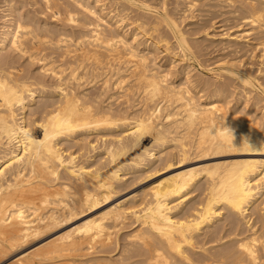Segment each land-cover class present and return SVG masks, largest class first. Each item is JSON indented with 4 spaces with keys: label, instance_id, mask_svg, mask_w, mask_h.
<instances>
[{
    "label": "bare ground",
    "instance_id": "1",
    "mask_svg": "<svg viewBox=\"0 0 264 264\" xmlns=\"http://www.w3.org/2000/svg\"><path fill=\"white\" fill-rule=\"evenodd\" d=\"M12 1H0V259L109 204L129 180L158 166L179 168L193 155L236 153L250 158L172 173L151 193L144 190L141 196L131 193L118 199L100 215L21 252L11 263L120 264L97 254L133 219L139 228L127 234L124 247L118 242L123 247L120 259L116 257L120 262L136 258L130 264H264V159L252 157L264 155V133L251 122L244 125L243 115L240 121L236 115L228 117L233 82L218 79L225 75L237 81L243 91L236 96L244 98L245 107L253 97H264V82L228 58L217 70L207 69L214 81L193 79L196 66L189 55L200 47L191 40L197 48L191 50L180 19L169 11L166 17L157 13L154 4L164 9L165 0H115L117 6L108 12L105 0H71L75 6L65 5L64 10V1L41 0L42 14L48 11L54 20L92 27L80 35L53 29L47 20L36 29L31 23L35 16L21 12L19 1ZM198 1L189 0L187 8H195ZM235 1L244 14L238 19L264 28V0H230L228 5ZM133 7L142 13L131 15ZM236 28L220 38L245 42L249 49V30ZM165 29L176 38L177 53ZM161 48L172 60L179 57L182 68L177 70L172 60L168 68L159 64L155 51L160 54ZM24 57L27 65H20ZM33 63L38 73L31 70ZM258 86L263 94L251 96ZM115 97L121 108L114 107ZM139 104L142 111L135 113ZM197 189L203 190L204 202L188 204L186 196L178 202ZM223 214L227 218L218 223Z\"/></svg>",
    "mask_w": 264,
    "mask_h": 264
},
{
    "label": "rangeland",
    "instance_id": "2",
    "mask_svg": "<svg viewBox=\"0 0 264 264\" xmlns=\"http://www.w3.org/2000/svg\"><path fill=\"white\" fill-rule=\"evenodd\" d=\"M0 1H2V0H0ZM14 2L16 1V0H13ZM12 1V2H13ZM17 1H19L18 3H20V4H18V5H21L20 6V9H21V12L23 11V12H27V14L29 13V15H30V17H34L35 18V20H34V18L32 19V21H31V23H32V25H33V27H35L36 29L38 28L37 26H39V24L41 23V21L42 20H47V21H49V26L51 27V28H53V29H57V30H59V29H62V31H69V33L70 32H72L71 34H73V35H80V34H83V33H86V32H88L89 31V27L90 28H92L91 26H89L88 27V29H87V26H82V25H72V24H68L67 22L66 23H64L65 21H58V20H54L53 19V17L51 16V14H50V12H48V11H45V13L44 14H42L41 12H43V10H42V1L41 0H39V2H40V4L38 5H36L35 3H34V0H17ZM24 1V2H23ZM60 2L62 1H64L63 2V4H62V2H61V4H62V6H60V9H63L64 10V7H65V5L66 6H68V8L69 9H72L75 5H73L72 4V2H71V0L69 1V0H59ZM108 1V2H107ZM105 0L104 2L106 3V5H108V6H106V10H105V12H108L109 10L108 9H114L116 6H117V4H116V1L115 0ZM113 1H115V2H113ZM151 1H153V0H151ZM180 0H165V2L167 3L166 4V6H165V8L164 9H162L163 7H160L161 5H157V4H154V5H156V6H158L159 8H157L158 10H157V13L158 14H164V13H166V12H170V16L171 17H173V18H177V20H179L180 21V28H181V30H183L182 32H184L185 33V35L187 36V38H188V41L189 42H191L190 43V45H192V42L194 41L195 43H196V46H199L200 47V50L201 51H199V52H194V54H192L193 52H191V54L189 55L192 59H193V61H194V66H196V69L194 68V71H192L193 73H191V76L193 77V79H200V78H204V79H207V80H209V78H210V80L211 81H214L215 79V77H213L210 73V71H208L207 69H215V70H217L218 69V67L219 66H217L218 64H219V62L220 61H223L224 59H226V58H228L229 60H234V62H236L237 61V63H240L241 64V66L242 67H244V68H247L248 69V71L250 70L251 71V73H255V75H253L254 77L256 76V78L260 81V82H264V74L263 75H261L262 73H264V69L262 68L263 67V64L261 65V63H260V60H259V58H260V53H261V48H263L262 47V45H261V41H262V43H264V40H262V36L264 37V28H257V27H255V26H253V25H249V24H247L246 22L244 23V21L243 20H240V19H242V17H243V11H242V8H241V6L240 5H242L241 3H238V5H237V1H235V2H233V6H231V4H229L228 5V3L230 2V0L229 1H227V0H222V1H225V2H222V1H213V0H207V1H205V0H201V2H203V1H205V2H207L206 4H205V2L204 3H201V2H197V6H195V8L194 7H192L191 9H188L187 8V4L189 3V0H186V1H183V0H181L180 2H179ZM148 2H149V0H148ZM173 2H175V3H173ZM183 2H185L184 4H183ZM67 3H69V4H67ZM110 3V4H109ZM215 3V4H214ZM216 3H217V5H216ZM218 3H221L222 5H220V4H218ZM225 3L230 7V8H228V6L227 5H225ZM171 4V5H170ZM183 6H182V5ZM205 4V5H204ZM209 4H213V5H209ZM235 4H236V6H235ZM1 5V4H0ZM23 5V6H22ZM153 5V4H152ZM202 5V6H201ZM209 5V6H208ZM37 6V7H36ZM40 6V7H39ZM179 6V7H178ZM186 6V7H185ZM204 6V7H203ZM211 6V7H210ZM215 6H217V7H215ZM235 6V7H234ZM24 7V8H23ZM27 7V8H26ZM72 7V8H71ZM108 7V8H107ZM112 7H114V8H112ZM177 7V8H176ZM201 7V8H200ZM213 7V8H212ZM1 8V7H0ZM35 8V9H34ZM39 8V9H38ZM173 8V9H172ZM175 8V9H174ZM188 9V12H186L185 13V15L187 16H183L182 15V18H180V16H181V14H183L182 12H183V10H186L187 11V9ZM237 8V9H236ZM24 9V10H23ZM38 9V10H37ZM41 9V10H40ZM166 9V10H165ZM215 9V10H214ZM231 9H233L232 11H230ZM36 10V11H35ZM108 10V11H107ZM171 10V11H170ZM214 10V11H213ZM239 10V11H238ZM32 11H34V12H32ZM41 11V12H40ZM130 11H131V15H136V14H141L142 12L139 10V9H135V7H133V9H130ZM179 11V12H178ZM211 11V12H210ZM219 11V12H218ZM46 12H48L47 14H46ZM134 12V13H133ZM175 14H174V13ZM225 12V13H224ZM227 12H229V13H231V14H229V13H227ZM235 12V13H234ZM240 12V13H239ZM7 13H9V11L7 12ZM121 13H124V12H121ZM178 13V14H177ZM207 13H209L208 15H206ZM224 13V14H223ZM227 13V14H226ZM233 13V14H232ZM40 14V16H37V15H39ZM50 14V15H49ZM215 16H213V15ZM222 14V15H221ZM34 15V16H33ZM46 17H45V16ZM174 15H176V17L174 16ZM219 15V16H218ZM223 15L225 16V17H223ZM238 15V16H237ZM164 16H165V14H164ZM168 16V15H167ZM36 17H37V20H36ZM91 17V16H90ZM166 17V16H165ZM211 17V18H210ZM237 19H236V18ZM241 17V18H240ZM2 18H3V16H2V14L0 13V26H2L1 25V23H2ZM48 18V19H47ZM52 19V21H51V19ZM202 18H204V19H202ZM234 18V19H233ZM238 18H240V19H238ZM4 19V18H3ZM30 19V18H29ZM40 19V20H39ZM196 19V20H195ZM216 19V20H215ZM224 19V20H223ZM231 19H232V21H231ZM53 20H54V22H53ZM230 20V21H229ZM233 20L235 21V22H233ZM37 21V22H36ZM56 21V22H55ZM178 21V22H179ZM209 21V22H208ZM227 21V22H226ZM237 21H238V23H237ZM222 22V23H221ZM228 22H229V24H228ZM240 22V23H239ZM64 25H63V24ZM212 23V24H211ZM37 24V25H36ZM242 24V25H241ZM57 25V26H56ZM69 25H71V26H69ZM221 25V26H220ZM238 25H240L241 26V28L240 29H243V30H249V32H250V44H249V49L248 48H245L246 46H248V45H246L245 44V42H237V43H231V42H229V40H222L221 38H220V36L221 35H223V33H225V32H227L228 31V33H231L232 31H235V30H237V28H236V26H238ZM59 26H61V27H59ZM63 26V27H62ZM67 26V27H66ZM163 26V25H162ZM199 26V27H198ZM231 26V27H230ZM74 27V29H72ZM79 27V28H78ZM84 27V28H83ZM164 27V26H163ZM163 27H161V28H163ZM234 27V28H233ZM64 28V29H63ZM83 28V29H82ZM203 28V29H202ZM206 28V29H205ZM207 28H208V30H207ZM250 28V29H249ZM253 28H256V30L255 29H253ZM70 29H72V30H70ZM84 29H85V31H84ZM164 29V28H163ZM186 29H187V31H186ZM252 29H253V31H252ZM79 30V31H78ZM207 30V31H206ZM38 31V30H37ZM61 31V30H60ZM67 31V32H68ZM76 31V32H75ZM167 31V32H166ZM230 31V32H229ZM164 32H166L167 34H168V30L167 29H165V31ZM199 34H198V33ZM256 32V33H255ZM196 33V35H194ZM210 34V35H209ZM257 34V35H256ZM169 35V40H170V42H169V44L173 47V48H171V49H175V51L176 50H178V46L176 45L177 43V40H176V38L174 37V36H171V34H168ZM173 35V34H172ZM207 35V36H206ZM172 37V39L173 40H171V37ZM258 36V37H257ZM260 37V40L258 39ZM197 39V40H196ZM176 40V41H175ZM191 40H193V41H191ZM259 40V41H258ZM258 41V42H257ZM226 42V43H225ZM260 42V44H258ZM176 43V44H175ZM194 43V44H195ZM217 43H219V44H217ZM223 43V44H222ZM194 44L191 46V50L193 49L194 51L197 49L196 48V46H194ZM216 44H217V46H216ZM222 44V45H221ZM231 44H233V45H231ZM224 45H225V47H224ZM229 45H231V46H229ZM256 45V46H255ZM170 46V47H171ZM193 47H195V48H193ZM231 47V48H230ZM238 47V48H237ZM254 47V48H253ZM255 47H257L258 49H255ZM222 48V49H221ZM251 48V49H250ZM224 49V50H223ZM231 49V50H230ZM236 50V49H238V50H236L235 52L233 51V50ZM244 49V50H243ZM253 49V50H252ZM162 50H163V48H161L160 50H159V52H162ZM227 50V51H226ZM246 50V51H245ZM247 50H248V53H247ZM250 50V51H249ZM257 52H256V51ZM173 51V50H172ZM255 51V52H254ZM259 51V52H258ZM156 52V54L158 55H156L155 53V55L157 56V58H159V59H157V62H159V64H160V62H161V65H165V66H163L164 68L166 67V68H168V64H170V62H172L173 61V64L174 65H177V70H179V67H181V66H179V65H182L183 66V62H180V59H179V57H177V58H175V60H172L171 59V55H167V53L165 52V51H163L162 53H158V50L157 51H155ZM176 53H177V51H176ZM236 53V54H235ZM241 53V54H240ZM253 53V54H252ZM259 55H258V54ZM164 54V55H163ZM174 54V53H173ZM163 55V56H162ZM195 55V56H194ZM204 55V56H203ZM176 56H177V54H176ZM179 56V55H178ZM240 56H241V59H240ZM204 57V58H203ZM255 57H257V58H255ZM57 58V57H56ZM223 58V59H222ZM196 59V60H195ZM204 59V60H203ZM215 59V60H214ZM250 59V60H249ZM254 59V60H253ZM26 58L24 57V59L22 60V58H21V63H20V65H22V64H24V65H27L26 63ZM169 60V61H168ZM172 60V61H171ZM177 60V61H176ZM179 60V61H178ZM210 60V61H209ZM24 61H25V63H24ZM174 61H176V62H174ZM205 61H208V62H205ZM179 62V63H178ZM196 62V63H195ZM198 62V63H197ZM245 62V63H244ZM249 62V63H248ZM257 62V63H256ZM183 63V64H182ZM213 63V64H212ZM251 63V64H250ZM36 66H35V65ZM199 64V65H198ZM68 64H66L65 66H64V68L67 66ZM252 65V66H251ZM256 65V66H255ZM31 66H32V68H31V70L34 72V70L38 73V65L36 64V63H33V64H31ZM203 66V67H202ZM206 66V67H205ZM247 66V67H246ZM258 66V67H257ZM37 68V69H36ZM182 68V67H181ZM260 70H259V69ZM262 68V69H261ZM206 69V70H205ZM251 69H253V70H251ZM263 70V71H262ZM69 71V69L66 71V72H68ZM122 71H123V69H122ZM219 71H221V70H219ZM262 71V72H261ZM200 72L202 73V74H200ZM209 74H208V73ZM257 72V73H256ZM261 72V73H260ZM35 73V72H34ZM196 73V74H195ZM199 75H198V74ZM206 75V76H205ZM203 76V77H202ZM206 78H205V77ZM114 77H116V76H114ZM113 77V80L114 79H116V78H114ZM199 77V78H198ZM209 77V78H208ZM223 77V76H222ZM51 78H49L48 79V81H53L52 79L50 80ZM174 79V77H172V80ZM228 79V80H227ZM263 79V80H262ZM177 80V79H176ZM176 80H175V83L176 84H178L177 82H176ZM218 80H222V81H224V82H226V83H228L229 85L231 84V82H233L230 86V90H229V93L228 94H230V92H232V91H234V93L232 92L230 95V97H231V99L228 101L227 100V102H228V106H229V108H231L230 109V111H229V114H228V117H230L229 115H231V118H234L235 116L234 115H236V119H238V121H240V120H242L241 119V117H243V120H245L246 122H244L243 120H242V122H243V124L244 123H249V122H251L249 125H251L252 126V128L254 127V125H255V127L256 128H254V129H257L258 131V133H260V134H262V133H264V97L263 98H260V97H253V99H252V101L249 103V107L247 106V107H245V105H243V104H245V100H244V98H243V100H242V98L241 99H239L238 100V97L236 96L238 93H240V92H242L243 91V89H242V87L241 86H239V84L237 83V81L236 80H234L233 81V79L231 80V77H225V75H224V77H223V79L222 78H219ZM230 80V81H229ZM229 81V82H228ZM237 85V86H236ZM236 87V88H235ZM241 87V88H240ZM233 88V89H232ZM258 89V90H257ZM261 90V87H256V88H254V93H252L251 94V96H254V94H255V92L256 93H258V94H260L261 92V94H263V89ZM242 90V91H241ZM257 90V91H256ZM114 91V90H113ZM109 92H111L112 93V91H110L109 90ZM235 94V95H234ZM260 94V95H261ZM233 95H234V97H233ZM116 97L118 96V95H115ZM114 98V101H113V105H114V103H115V105H114V107H116V106H118L117 108H121V105H118V104H120V103H118V101H117V98ZM229 97V98H230ZM235 97H237V98H235ZM235 98V100H233ZM228 99V98H227ZM257 99L259 100V101H257ZM232 100V101H231ZM237 100V101H236ZM241 101V102H240ZM261 101V102H260ZM234 102V103H233ZM240 102V103H239ZM255 102H257V106L255 105ZM259 102V103H258ZM117 103V104H116ZM254 103V104H253ZM262 103V104H261ZM236 106H235V105ZM255 105V106H254ZM123 107V106H122ZM138 107V108H137ZM137 107L135 108V109H137V110H135L134 112L135 113H137V112H141L140 111V108H141V104H139V105H137ZM140 107V108H139ZM243 107H245V109L243 108ZM139 109V110H138ZM243 109V110H242ZM134 110V109H133ZM238 110H240V111H238ZM238 114H237V113ZM240 114V115H239ZM248 114V115H247ZM241 115H243V116H241ZM245 115H247V116H245ZM234 116V117H233ZM239 116H241V117H239ZM238 117V118H237ZM239 118H240V120H239ZM247 118H249V119H247ZM247 120H249V121H247ZM251 120V121H250ZM253 124V125H252ZM245 125V124H244ZM249 125H247L246 124V126H249ZM250 127V126H249ZM257 127H259V128H257ZM261 129V130H260ZM93 139V138H92ZM97 143V142H96ZM231 154V155H230ZM233 154H235V155H233ZM195 156V157H194ZM193 157H194V159L191 157V161H189L188 160V162L186 161L185 163H180V166H179V168H174L175 167V165L174 166H165V165H163V167H157L156 169H154L153 170V172H150V173H147V174H144V175H141L140 177H138V179L137 178H135V179H132V180H129V182H127L125 185H124V187H122L120 190H119V192H118V195H117V197L114 199V200H111L110 202H109V204H106V205H104V206H101V207H99L98 209H95V210H92V211H88V212H84V213H82V214H80V215H78L77 217H75V218H73L72 220H70L67 224L65 223L64 225H62V227L61 226H59V227H57L56 229H54V230H52V231H50L48 234L49 235H44V236H42V237H40V238H38V239H35V240H33V241H30L29 243H28V245L27 246H25L23 249H21V250H19V251H17V252H14V253H12V254H9L8 256L6 255V256H2L1 257V259H0V264H12L11 262H13V259H14V257H16L17 255H19V254H21V252L23 253V251L24 252H26V251H30V249L31 250H33V249H35L36 247H38V245L40 246L43 242H46V241H48V239L50 240V239H52V238H54V237H56V235L57 234H63V232H66V230H70V228L72 229H74V227H78V226H80L84 221H86L87 219H89L90 217L91 218H93V217H95V215L97 216L98 214L100 215V213H102V212H104V211H106V209L107 208H109L113 203H115V201H118V199L119 200H121V199H123V198H125V197H127V196H129V195H131V193L132 194H137V196L139 195V196H141V194L139 193V192H141L142 194L146 191V193H151L152 191H153V189H155L154 187H156L155 185H157L158 183H160V181L161 180H163L164 178H166V177H168L169 175H171L172 173H175V172H179V171H181V170H184V169H187V168H193V167H204V166H206V165H210V164H214V163H220V162H225V161H230V160H234V159H238V160H240V159H246V158H250L249 156H242V155H238V154H236V153H228L227 155L226 154H221V156L219 155V156H208V157H201V156H196V155H193ZM198 157V158H197ZM252 157H254V158H261V159H264V155H261V156H252ZM165 167V168H164ZM166 167H168V168H166ZM159 168V169H158ZM158 169V170H157ZM163 169V170H162ZM204 179H205V177L204 178H201V180L200 181H204ZM202 183V182H201ZM128 186V187H127ZM202 189V188H201ZM201 189H197V190H193V191H191L190 190V192H186L185 194H183V196L182 197H180V199L178 200V202L183 198V197H187V200L186 201H188L189 203L188 204H196L197 205V203L198 204H200V203H202V202H204V199H205V195H204V192H203V190L201 191ZM145 190V191H144ZM261 191V190H260ZM203 192V193H202ZM120 193V194H119ZM188 196H187V195ZM189 198V199H188ZM113 201V202H112ZM197 201V202H196ZM173 203H177V200L175 201V202H173ZM226 213V212H225ZM82 215V216H81ZM225 215H227L228 216V214H223V215H221V218H220V220H217V222L218 223H223L224 222V220L227 218V216H226V218L224 217ZM257 214H254L253 216L254 217H257L256 216ZM223 216V217H222ZM132 222H133V224L135 225H132ZM217 223V224H218ZM69 224V225H68ZM137 223H135L134 222V220L132 219V221L131 220H129V221H127V223H125L124 224V227H122L121 229H120V231L117 233V237H115L114 238V242L111 244V245H109L108 246V248L107 247H105V248H102L103 250H100L101 248H97V250H100L101 252H102V254L100 253V252H98V254L97 255H101V256H103L104 258H109L110 257V259L109 260H112V261H116L117 260V262L118 263H120V264H130V262L132 263L133 261H136V258L135 259H132V261L131 260H127V262H125V261H123V260H121V262H123V263H121L120 262V260H118V259H120V257L118 256V253L120 252L121 253V250H122V248L125 246V245H123L124 243L125 244H128V240L126 241V236H127V234L129 233H131L130 231H132V233H133V231L134 230H137L139 227H138V224L136 225ZM67 225V226H66ZM127 225H128V227L129 226H132V227H127ZM59 228V229H58ZM126 228H128V229H126ZM51 232H52V234H51ZM119 234V235H118ZM54 235V236H53ZM123 235V236H122ZM58 236V235H57ZM125 236V237H124ZM51 237V238H50ZM118 238V239H117ZM125 240H124V239ZM116 240V241H115ZM118 242H120L119 244L120 245H122L123 247L122 248H120V245L118 244ZM127 242V243H126ZM115 243V244H114ZM116 243H117V245H119V246H117L116 245ZM123 243V244H122ZM113 245V246H112ZM114 245H116V249H115V246ZM111 247V248H110ZM113 247V248H112ZM33 248V249H32ZM105 249H107V250H105ZM105 250V251H104ZM120 250V251H119ZM108 253H107V252ZM104 252V253H103ZM113 252V253H112ZM77 253V252H76ZM80 253V252H79ZM78 253V254H79ZM100 253V254H99ZM110 253V254H109ZM120 253H119V255H120ZM109 256V257H108ZM119 258H118V257ZM128 256V253L126 254H124V257H127ZM7 257V258H6ZM116 257L118 258V259H116ZM102 258V257H101ZM111 258H114V259H111ZM79 259H81V258H79ZM126 260V259H125ZM130 261V262H129ZM129 262V263H128ZM59 264H66V262L65 261H63V262H61V263H59Z\"/></svg>",
    "mask_w": 264,
    "mask_h": 264
}]
</instances>
